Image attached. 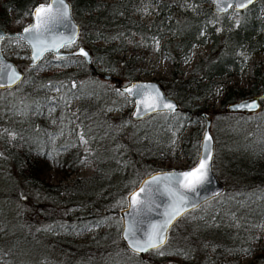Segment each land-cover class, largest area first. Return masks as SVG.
Here are the masks:
<instances>
[{"label":"trees","instance_id":"16d2710c","mask_svg":"<svg viewBox=\"0 0 264 264\" xmlns=\"http://www.w3.org/2000/svg\"><path fill=\"white\" fill-rule=\"evenodd\" d=\"M69 1L72 15L80 26L79 40L103 42L92 47L90 63L86 64L78 55L51 58L49 54H45L38 63L28 66L27 74L20 82V88L17 84L12 88L0 89V94L14 91L11 94L0 95L1 183L12 194L16 190L26 194L33 192L37 196L42 194L50 198L52 194L54 197L65 194V201L56 206L50 199H47L49 202L41 199L33 208L36 206L37 212L43 213L40 215L42 217L29 211L8 219L5 214L7 211L5 213L0 211V264H31L30 255L25 253L23 255L22 251L26 248L31 250L34 244H38L36 235L39 230L36 229V223L41 218L68 220V213L63 208L64 203L72 200L78 202V198L82 196L88 200L92 195V189L101 192L99 201L112 188L123 193L130 186V178L128 181L127 179L119 181L115 176L120 167L115 158H123L125 155L122 142L118 143L116 140V136L122 133H117L116 129L119 128L121 121L130 118L129 114L127 116L128 107H125L118 116H111L101 109H95L101 106L98 102L96 104L95 100L106 96L104 89L98 90L101 88V82L107 80L103 78L98 65H102L110 72L112 86L119 88L121 80L131 81L138 77L140 67L137 61L142 55L136 53H145L148 50L152 36L158 39L164 37L162 46L171 44L174 63L171 78L164 82L162 88L166 94L177 99L180 107L174 112L151 114L181 115L182 124L178 127L177 134L181 132L185 122L192 121V117L201 119L199 112L205 108L196 101L213 90L214 79L240 72L249 55L264 46V16L259 15L264 0H255L241 10H235L237 18L234 21L223 17L231 8L222 13H214L210 6L196 5L205 0H192L195 3L193 7H190L189 2L182 0ZM37 2L39 1L0 0V26L6 31H12V22L5 12L7 8L12 7L15 10V22L22 25L23 17L31 15V9ZM142 9L153 14L148 22L137 19V14ZM209 22L212 24H208ZM217 25H220L221 29L215 32ZM206 34L210 38L211 46L205 58L194 65L191 75L178 77L177 59L184 56L192 45L203 43ZM176 49H179V53L175 52ZM123 51L128 53L117 56ZM46 68L49 71H45ZM82 78H94L95 86H98L96 93L92 88H86L87 85L82 83ZM49 79L52 85L56 86L52 93H49L46 83ZM258 90L264 92V60L253 64L252 82L247 94L258 93ZM245 94L240 88L227 87L221 98L223 109L220 113H230L224 110L226 103L235 101ZM71 97L78 99L75 110L69 104ZM121 98L124 100L127 97L122 95ZM130 120L132 121L131 118ZM258 123L261 126L264 119H259ZM77 127L87 141V152L82 151L79 146L75 135ZM260 129L262 128H256L255 131ZM129 144L134 145L131 137ZM138 148L136 152L142 154L143 161L158 154L156 145L144 147L142 150ZM254 152L245 164L235 161L236 164L232 167L243 175V181L263 186L261 193L254 192L249 195L251 198L246 200L247 209L240 207L246 220L256 221V226H259L264 218V146L259 145ZM130 153L134 155V150L132 149ZM86 159L93 163L89 177L75 178L69 185H53L43 177V170L47 166L51 165L64 175H68L76 172ZM147 163L150 164L149 160ZM141 167L142 164L138 163V169L142 174L144 172ZM110 171L112 176L109 174ZM228 187L231 186L225 185V190ZM235 208V211L239 210L238 206ZM192 211L196 212L198 209ZM3 235L8 237L1 239ZM169 240L171 242L172 239ZM203 245H209L214 249L212 264H239L238 240L230 236L227 230L219 227L205 229L202 223L198 228L188 224L173 244L192 257L190 264H211L209 259L199 258ZM42 249L45 250L46 247L42 246ZM206 250L203 248L204 253ZM149 252L142 255L131 252L130 254L137 260V264H149L143 260ZM72 261V258H63L55 264H71ZM152 262L160 264L156 260ZM246 264H264V243L253 260Z\"/></svg>","mask_w":264,"mask_h":264},{"label":"rangeland","instance_id":"374dc122","mask_svg":"<svg viewBox=\"0 0 264 264\" xmlns=\"http://www.w3.org/2000/svg\"><path fill=\"white\" fill-rule=\"evenodd\" d=\"M38 1L46 2L47 0ZM182 1L189 2L190 7H193L195 4L192 0ZM196 5L198 7L209 6L210 2L205 0L196 3ZM5 12L12 22V30L20 29L31 20V15L24 16V22L20 25L15 22L16 12L12 7L7 8ZM259 15L261 17L264 16V6L259 9ZM152 16L153 14L150 11L142 9L139 10L137 19L148 22ZM223 17L226 20L234 21L237 18V14L235 10L230 9ZM208 24H212V22ZM220 29V25H217L215 32ZM163 38L158 39L152 36L149 41L148 50L145 53H136L137 55H142L137 61L140 70L136 79H156L161 86H164V82L171 78L174 58L172 56L171 44H167L165 47L162 46L164 42ZM84 41L78 38L74 44L65 46L63 49L73 50L77 45L82 44L92 52L94 45L97 43L101 45L103 43L100 40ZM210 46V38L206 34L203 43L192 45L184 56H180L177 59L176 75L183 78L191 75L194 65L200 59L205 58ZM1 49L4 55L13 60L26 75L28 71V48L26 45L18 38L8 37L1 41ZM175 52L179 53V49H176ZM127 53V51H123L118 53L117 56L126 55ZM49 55L51 58H55L51 54ZM262 60H264V46L249 55L244 68L240 72L215 78L213 90L207 92L196 101V103L208 109L211 116L210 132L214 138L213 171L220 181L231 187H228L222 194L196 208L198 211H190L180 217L169 229V238H167L166 246L163 245L159 249L164 255H159L157 251L151 250L144 256L143 260L149 264H153L152 260L159 261L160 264L167 262H176L178 264L191 263L192 257L188 256L185 250L173 246L178 236H180L188 224L191 227L196 226L198 228L200 223H202L205 229H216L219 227L220 229L227 230L229 235L236 238L239 242L240 254L237 257L239 264H246L252 261L254 255L260 251V247L264 243V218L261 220L259 226H256V221L248 222L246 220L244 212L240 210V207L247 206L246 200L251 198L249 195L254 192L261 193L263 186L261 184H253L251 181H243V175L237 173L232 166L236 164L235 161L245 164L249 156L255 153L254 149L259 145L264 146V123L261 126L258 123L259 119H264V98L261 99L260 108L255 113L241 114L230 112L222 114L220 112L223 109L221 105L223 91L227 87L240 88L247 95L252 82V66L254 63ZM51 63L55 64L54 62ZM98 66L103 74L110 75V72L106 71L102 65ZM45 71H49V69L46 68ZM194 74L198 75L197 73ZM128 82V80L120 81L121 85H125ZM46 83L49 93L54 92L56 86L52 85L50 79ZM82 83L87 85V89L92 88L96 93L98 86H95L94 78H82ZM101 84V88L99 87L98 90L104 89L106 96L95 100L96 104L98 102L101 105L95 109H101L111 116H118L122 110H125V107H128V116L132 107V100L128 98L122 100L119 88L113 87L110 79L105 80V82L102 81ZM18 87H21V83H19ZM11 93H14V91H5L0 95ZM258 93L264 92L258 90ZM69 104L75 110L78 99L71 97ZM191 120L185 122L181 132L177 134L176 131L182 124L181 115L165 113L155 116L151 114L137 120L131 121L129 118L128 120L121 121L116 132L122 133V135H117L116 140L118 143L122 142V150L125 155L123 158H115L116 163L120 166L119 172L115 176H117V180L119 181H124L125 179L128 181L130 178V186L123 193L117 191L116 188H112L99 201L98 198L101 192L97 189H92V195H90L88 200H86L87 197L82 196L78 198V202L77 200H72L64 203L63 208L66 209L69 219L41 218L38 220L36 223V229L39 230L36 235L38 244H34L31 250L26 248V250L22 251V254L30 255L32 259L31 264H55L63 258H72L71 264H137V260L125 249L119 239L120 217L118 210L125 204V194L137 183L142 175L156 169L188 167L194 163L199 135L202 129V120L196 116L192 117ZM260 122L262 123V121ZM256 128L262 129L255 131ZM75 135L77 136L81 150L87 152V141L81 135L78 127L76 128ZM130 137L134 144H131V146L129 144ZM151 145L158 147V154L148 159L150 162L148 164V160L143 161L141 158L142 154L136 152V149L139 147L138 149L142 150V148ZM132 149L134 150V155L130 153ZM138 163L142 164L141 168H143L144 172L142 174L138 169ZM92 169V161L86 159L76 172L68 175H64L51 165L47 166L43 170V177L53 185H69L75 178L80 177L83 179L89 177ZM111 173L110 171V176H112ZM13 194L0 180V211L4 213L7 211L5 214L8 219L15 218L16 214L21 216L23 213H28L29 211H33L39 217H42L40 215L43 213L41 211L37 212L38 208L36 206L33 208V205L41 202V199L43 201L50 199L57 206L65 201L64 198L66 197L65 194H59L60 196L55 195L54 197L51 193L50 198L42 194L41 196H37L33 192L32 194H26L18 190L15 193L13 192ZM236 205L239 208L238 211H235ZM232 206L233 209L231 210ZM2 237L1 239H4L8 236L3 235ZM254 237L256 238L253 239ZM170 238L172 239L171 242ZM42 246H45L46 249L43 250ZM203 248L207 249L205 253ZM200 251L199 258L209 259V263L212 264L211 259L215 253L214 249L209 245H203ZM193 252L194 250H192Z\"/></svg>","mask_w":264,"mask_h":264},{"label":"water","instance_id":"95a60500","mask_svg":"<svg viewBox=\"0 0 264 264\" xmlns=\"http://www.w3.org/2000/svg\"><path fill=\"white\" fill-rule=\"evenodd\" d=\"M210 2V9L214 13H222L227 11L228 9L233 10H241L244 7L248 6L255 0H239V2H242L245 6L244 7H238L237 3L238 0H227V3L230 5L228 7H225V0H206ZM52 0H47L46 2H37L31 9V20L24 24L20 29L18 30H12V31H6L4 28L0 26V89H8L16 86L19 84L23 77H24V71L20 69L16 63L6 57L1 49V41L6 37H15L21 40L26 47L28 48V61L27 65L32 66L36 63H38L45 54H51L54 57H65L70 55H78L82 58V60L89 64L91 61V53L84 45L79 44L77 45L73 50H65L63 49L65 46L53 48L48 51H44L41 56L37 59H33V52L35 49H33L31 43H29L30 34L24 33V29L26 27H29L30 25H33L35 23L34 17L32 13L35 12V9L41 5H47L51 3ZM64 3L68 6V18L66 20L53 22L50 25V31L46 32L44 34V39H46L49 42V45L55 43V44H63L64 42L68 41L69 39L74 40V44L77 40V37L79 35V24L75 20V18L72 15V9H71V3L69 0H64ZM21 36L24 38L22 39ZM35 42V41H33ZM81 49H83L84 52H86L88 55L87 57L79 54ZM15 72L19 79L16 80L14 83L9 81L8 77L12 75V73ZM103 78L109 79V74H103ZM133 85H153L155 86V90H157L161 97H163V102L165 104H171L174 106V110L170 111L167 108H164L162 110H157L155 112H174L177 111L180 107L179 102L177 99L171 95H168L163 90L162 86L160 85L159 81L156 79H149V80H141V79H134L129 81L125 85H121L119 87V91H122L125 88H130ZM152 95H155L153 92ZM128 99L132 100V107L129 111V117L132 120H137L140 118H143L151 113L155 112H143L141 111L140 115H134V113L137 111V101L138 97L135 95L133 96H126ZM264 98V93H258L251 96H246L239 98L235 101L226 103L224 110L228 112H236V111H246L250 113L257 112L261 105V99ZM256 104L257 107L254 109H250L247 107H241V105H247V104ZM199 116L202 120V129L200 131L199 135V141H198V147H197V153H196V159L194 163L188 167H170V168H164V169H156L152 170L140 177V179L137 181V183L125 194V204L118 210V214L120 217V230H119V239L122 242L125 249H127L129 252L136 254V255H142L147 251L137 252L134 251L133 248L129 244V239H132V237L125 238L124 233L129 225H138L141 228V232L137 233L135 239L138 241H143L146 237L144 236V232L150 231L149 225L151 224H161L165 220L164 213L168 210L169 205L172 202V198L168 197L166 193L164 192V186L160 185V191L157 192L156 186H152L151 193L145 192L142 193L139 197L140 199L144 200L147 199V204L140 209H136L131 206L130 204V196L131 194L137 192L140 188V186L146 181L149 180L152 176L162 173H169V172H185L194 167L196 163L201 159V157L204 155V143H205V137H211L210 141V152H211V160L209 162V172H208V179L207 181L199 186L194 193L189 192L187 193V203L185 205L186 213L198 208L203 203L217 197L218 195L222 194L225 190V184L220 181L214 171H213V150H214V138L210 132V125H211V116L208 111V109H202L199 112ZM183 214V215H184ZM183 215L177 217L174 221H172L171 225H169L168 230L166 232V240L168 238L169 229L171 226ZM164 243V244H165ZM151 251V250H149ZM162 264H178L176 262H167Z\"/></svg>","mask_w":264,"mask_h":264},{"label":"snow or ice","instance_id":"6c2138e0","mask_svg":"<svg viewBox=\"0 0 264 264\" xmlns=\"http://www.w3.org/2000/svg\"><path fill=\"white\" fill-rule=\"evenodd\" d=\"M250 2V0H249ZM230 6L225 0V7ZM238 7H244L242 2L237 3ZM35 23L26 27L23 31L26 34H30L29 43H31L33 49V59L39 58L44 51L51 50L53 48H58L62 46H70L74 40L69 39L63 44H51L44 39V34L50 31V25L53 22L66 20L68 18V6L64 3V0H52L51 3L44 5H39L35 12L32 13ZM23 39L24 37L21 36ZM35 41V42H33ZM81 55L87 57V53L81 49ZM9 81L14 83L19 79V76L13 72L11 76L8 77ZM155 95H152V93ZM120 95L138 97L137 101V111L134 115H140L143 112H155L157 110H162L164 108L170 111L174 110V106L171 104H165L163 102V97L160 96L159 92L155 90L153 85H133L130 88H125L119 93ZM241 107H247L254 109L257 107L256 104L241 105ZM210 141L211 137H205L204 150L205 153L201 159L194 165V167L185 172H169L162 173L152 176L149 180H146L139 188V190L130 196V204L136 209L147 204V199H140L142 193H151L152 186H156V191H160V185L164 186V192L168 197L172 198V202L169 205L168 210L164 213L165 220L161 224H151L149 225L150 231L144 232L146 237L142 242L135 239L137 233L141 232V228L138 225H129L124 233L125 238L132 237L129 239V244L134 251L142 252L155 250L157 254L164 255L159 249L164 245L166 240V232L169 225L177 217L183 215L186 212L185 205L187 201V193H194L196 189L204 184L208 179L209 172V162L211 160L210 152ZM86 143V141H84Z\"/></svg>","mask_w":264,"mask_h":264},{"label":"flooded vegetation","instance_id":"af4514ba","mask_svg":"<svg viewBox=\"0 0 264 264\" xmlns=\"http://www.w3.org/2000/svg\"><path fill=\"white\" fill-rule=\"evenodd\" d=\"M254 94H258V93L247 94V95H244L243 97L251 96V95H254ZM236 112H239V113H250V112H246V111H244V112L243 111H236Z\"/></svg>","mask_w":264,"mask_h":264}]
</instances>
